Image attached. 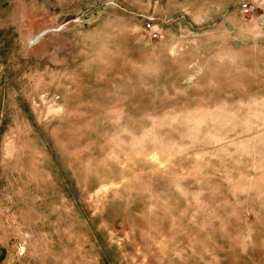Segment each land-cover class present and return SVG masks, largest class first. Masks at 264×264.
Segmentation results:
<instances>
[{"label":"rangeland","instance_id":"374dc122","mask_svg":"<svg viewBox=\"0 0 264 264\" xmlns=\"http://www.w3.org/2000/svg\"><path fill=\"white\" fill-rule=\"evenodd\" d=\"M129 1L0 0V151L41 140L56 164L35 226L0 170V264H264L263 42L239 82L179 85Z\"/></svg>","mask_w":264,"mask_h":264},{"label":"crops","instance_id":"0c3cea01","mask_svg":"<svg viewBox=\"0 0 264 264\" xmlns=\"http://www.w3.org/2000/svg\"><path fill=\"white\" fill-rule=\"evenodd\" d=\"M145 1L151 2L152 7L136 0L138 6L142 4L136 17L143 21L151 19L160 38L141 42L136 49L153 62L158 75H166L176 84L225 80L237 83L241 66H244L241 60L247 57L241 52L256 49L259 42L264 44V26L254 18L242 26L239 20L241 4L260 5L264 10V0ZM119 8L129 12L127 7ZM179 20H185L183 29ZM0 154V170L7 172L10 183L7 191L16 196V201H24L10 218L22 220L29 226L41 225L45 215L36 206L38 200L34 196L43 194L45 171L56 170L52 150L41 140L11 139L2 146Z\"/></svg>","mask_w":264,"mask_h":264},{"label":"built area","instance_id":"2783aa9c","mask_svg":"<svg viewBox=\"0 0 264 264\" xmlns=\"http://www.w3.org/2000/svg\"><path fill=\"white\" fill-rule=\"evenodd\" d=\"M245 12H248L249 10H251L250 6L247 5H243L242 6ZM143 30L146 32V34L148 35V38L151 40H156L159 38V33L155 27V25L153 24L151 19H146L143 22Z\"/></svg>","mask_w":264,"mask_h":264},{"label":"water","instance_id":"95a60500","mask_svg":"<svg viewBox=\"0 0 264 264\" xmlns=\"http://www.w3.org/2000/svg\"><path fill=\"white\" fill-rule=\"evenodd\" d=\"M76 21V20H75ZM61 29L60 28H58L56 31H60ZM47 32H50V30H48V31H45V33H47Z\"/></svg>","mask_w":264,"mask_h":264}]
</instances>
